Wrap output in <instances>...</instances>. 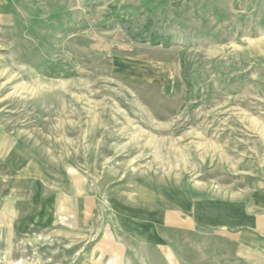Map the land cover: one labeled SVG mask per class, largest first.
Returning a JSON list of instances; mask_svg holds the SVG:
<instances>
[{
    "label": "rangeland",
    "instance_id": "374dc122",
    "mask_svg": "<svg viewBox=\"0 0 264 264\" xmlns=\"http://www.w3.org/2000/svg\"><path fill=\"white\" fill-rule=\"evenodd\" d=\"M30 160L64 219L0 264H247L200 202L264 183V0H0V195Z\"/></svg>",
    "mask_w": 264,
    "mask_h": 264
},
{
    "label": "crops",
    "instance_id": "0c3cea01",
    "mask_svg": "<svg viewBox=\"0 0 264 264\" xmlns=\"http://www.w3.org/2000/svg\"><path fill=\"white\" fill-rule=\"evenodd\" d=\"M10 154L12 159L17 158L16 150L10 151L9 156ZM16 165L18 164L15 163V168H17ZM18 167L20 169L17 171L15 186L13 183V187L0 195V224L10 222L14 224L17 231L25 232L29 229L53 227L57 221H62L64 216L61 208L64 205L60 206V210L58 206L64 203L63 195L56 192L48 194L43 188L46 173L44 174L40 164L30 160ZM26 185H28L27 189ZM153 207L151 209H154ZM205 210H207L205 203L201 201V228L211 230L210 233L223 238L224 244L231 247L233 260L247 264H264V183H260L244 196L216 200L215 210L213 208L209 210L210 216L213 217L210 221L204 219ZM137 211L131 210L125 214L126 219L129 220L127 223L132 226L131 230L137 233V230L143 229L144 232H150L153 236L151 227L143 228L141 221L145 217V220L152 222L154 214L147 213L139 216ZM165 218L172 223L178 222L179 213H165ZM186 223L188 224V221L183 222V224ZM154 244L149 243V246ZM167 258H164V264L165 261L169 264ZM173 259L176 264V260L180 263L179 259ZM156 261H160L158 257Z\"/></svg>",
    "mask_w": 264,
    "mask_h": 264
}]
</instances>
